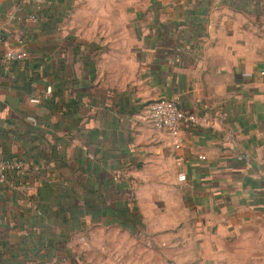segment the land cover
<instances>
[{
    "label": "crops",
    "instance_id": "crops-1",
    "mask_svg": "<svg viewBox=\"0 0 264 264\" xmlns=\"http://www.w3.org/2000/svg\"><path fill=\"white\" fill-rule=\"evenodd\" d=\"M0 28V58L22 54L0 65V158L26 165L0 185V264H84L70 243L95 228L264 264V0H0ZM161 97L198 124L153 129Z\"/></svg>",
    "mask_w": 264,
    "mask_h": 264
},
{
    "label": "rangeland",
    "instance_id": "rangeland-1",
    "mask_svg": "<svg viewBox=\"0 0 264 264\" xmlns=\"http://www.w3.org/2000/svg\"><path fill=\"white\" fill-rule=\"evenodd\" d=\"M176 235L147 237L95 228L71 241L84 264H195L201 252Z\"/></svg>",
    "mask_w": 264,
    "mask_h": 264
},
{
    "label": "built area",
    "instance_id": "built-area-1",
    "mask_svg": "<svg viewBox=\"0 0 264 264\" xmlns=\"http://www.w3.org/2000/svg\"><path fill=\"white\" fill-rule=\"evenodd\" d=\"M20 11L21 9H17ZM4 40L0 28V48L3 47ZM22 60V54L10 50L5 51L0 58V65ZM264 74V73H263ZM147 121L151 127L157 131L165 132L169 137L177 139L185 127H193L198 124L197 116L183 112L178 107L175 99L161 97L147 106ZM176 148L181 147V143L176 142ZM203 159V157H199ZM26 165L22 161H10L0 158V185L8 186L10 189H20V186L9 179V173L14 172L18 176L24 175Z\"/></svg>",
    "mask_w": 264,
    "mask_h": 264
},
{
    "label": "trees",
    "instance_id": "trees-1",
    "mask_svg": "<svg viewBox=\"0 0 264 264\" xmlns=\"http://www.w3.org/2000/svg\"><path fill=\"white\" fill-rule=\"evenodd\" d=\"M50 186H52V185H50ZM125 202H124V204H125ZM67 205H68V207H67ZM61 206H63V208L61 209V212H62L61 214H63V216L65 214L64 217H67L68 215H70L69 220H68V218L66 220L64 218V220H65L64 222L66 223L67 226L69 225L70 228L73 230V228L76 227V223H75L76 219H74L75 214L78 215V210H76V205H74L72 203H65V204H62ZM103 206L108 207L109 205H108V203L105 202L103 204ZM125 208H126V204L123 206L122 205L118 206L117 209L115 208V211H116L115 215L121 216L124 219L125 223L128 224V228H133L136 224H137V226H140V222L136 219V216L134 213L135 209H132V211H130V214H127V211H129L130 208H128L127 211L125 210ZM47 211H48V208H46V210H45V208L43 209V213H47ZM54 213L55 212H53V214ZM55 216L58 217V214L55 213Z\"/></svg>",
    "mask_w": 264,
    "mask_h": 264
}]
</instances>
